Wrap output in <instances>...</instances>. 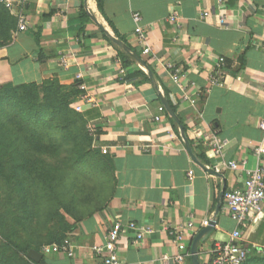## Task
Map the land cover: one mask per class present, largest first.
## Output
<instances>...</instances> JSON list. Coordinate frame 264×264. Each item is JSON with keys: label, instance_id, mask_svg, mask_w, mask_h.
Listing matches in <instances>:
<instances>
[{"label": "crops", "instance_id": "obj_1", "mask_svg": "<svg viewBox=\"0 0 264 264\" xmlns=\"http://www.w3.org/2000/svg\"><path fill=\"white\" fill-rule=\"evenodd\" d=\"M82 5L88 15L83 19ZM133 12L141 15L150 54H142ZM174 12L177 26L169 19ZM116 33L143 59L154 83L132 57L124 65L108 37L119 39ZM7 34L11 40L0 47V88L55 78L65 86L79 81L85 88L77 87L71 106L91 131L98 157L109 162L106 196L75 210L70 220L74 226L65 238L72 255L45 254L43 264H101L94 248L117 220L153 229L140 239L138 230L121 234L117 252L123 264H163V255L190 253L204 228L200 221L208 219L215 220L214 230L197 246L206 264L214 244L228 242L237 227L224 210L222 193L242 186L244 174L227 162L244 161L251 169L259 164L253 149L264 119V0H103V11L96 0H0V35ZM219 56L228 63L224 83L210 85ZM167 64L184 70L180 84ZM197 90L202 96L194 104L183 98ZM160 96L175 106L183 131ZM213 137L225 143L220 155L207 146ZM191 220L194 227L182 241L168 233ZM239 230L249 257H264V202ZM181 264H192L190 255Z\"/></svg>", "mask_w": 264, "mask_h": 264}, {"label": "rangeland", "instance_id": "obj_2", "mask_svg": "<svg viewBox=\"0 0 264 264\" xmlns=\"http://www.w3.org/2000/svg\"><path fill=\"white\" fill-rule=\"evenodd\" d=\"M42 98L40 92L39 106L43 105ZM10 102L14 105L13 100ZM8 104V100L0 101V255L12 264H34L27 258L29 248L41 250L65 238L68 232L63 221L73 220L71 213L75 210L85 211L106 196L102 194L107 176L95 157L99 149L93 145L89 128L70 114L39 116L38 125L44 128L38 129L44 142L40 139L41 145L35 139L27 140L29 152L16 157L14 134L26 131L22 122L32 123V117L24 107L25 114L18 122L14 108ZM69 108L77 112L71 102ZM34 130L27 133H38Z\"/></svg>", "mask_w": 264, "mask_h": 264}, {"label": "built area", "instance_id": "obj_3", "mask_svg": "<svg viewBox=\"0 0 264 264\" xmlns=\"http://www.w3.org/2000/svg\"><path fill=\"white\" fill-rule=\"evenodd\" d=\"M4 1V0H2ZM220 1V0H218ZM208 12H204L203 16H207ZM170 21L174 22L175 25H178L179 16L176 12L170 15ZM132 20L135 22L134 33L139 44L143 46L142 54H150V46L146 42V34L142 26L140 25L141 15L139 12L132 13ZM221 23H224V20L220 19ZM20 30H24L25 26H19ZM228 63L227 58L224 56H219L214 66L212 74L209 76L210 85H222L223 75L226 72ZM168 72L171 74L172 78L177 84H180L185 78L186 74L184 70L179 65L167 64ZM118 73L121 76V79L124 80L126 76V70L123 67L118 69ZM193 84V83H192ZM191 84V85H192ZM79 89H84L85 86L79 85ZM190 87V84H189ZM185 90L186 87H184ZM202 96V91H193L191 94H188L187 91L184 93L183 98L194 104L195 100ZM159 112H163L164 108L160 106L158 108ZM160 115L154 116V121L160 120ZM261 137L258 141L257 146L253 149V155L259 161V164L255 168H246L245 162L231 160L227 162V167L233 170H242L244 174V181L242 186L230 189L224 192V210L228 216L236 222V229L233 230L230 234V239L226 243H216L213 248H211L209 253V261L206 264H243L250 255V250L247 246L242 244L240 240V230L239 227L245 225V223L252 219L255 215L262 211V206L264 202V119L261 120L259 124ZM91 132V131H90ZM209 150L215 154H222L225 143H220L213 137L207 142ZM103 154L107 153L105 148H101ZM189 177L191 178L192 172H188ZM209 223L208 219H202L200 221L201 226L205 227ZM194 227L193 221H189L185 226H176L171 228L168 233L176 240L177 242L182 241L183 236L186 232ZM139 231L136 233V238L140 239L145 234H151L153 229L151 227H143L135 222L123 223L122 221H114L109 227L104 243L102 245L96 246L95 252L101 257V264H123L120 257L118 256V242L120 236L125 231ZM181 248L182 245H179ZM63 252L64 254L71 256L72 255V246L69 242V239L65 238L61 244H51L46 245L41 249V254H50V253H59ZM189 256L190 253L183 254L177 253L173 256L163 255L161 260L163 264H181L185 256Z\"/></svg>", "mask_w": 264, "mask_h": 264}, {"label": "trees", "instance_id": "obj_4", "mask_svg": "<svg viewBox=\"0 0 264 264\" xmlns=\"http://www.w3.org/2000/svg\"><path fill=\"white\" fill-rule=\"evenodd\" d=\"M96 2H97L98 9L100 11H103V0H96ZM80 16H81L80 17L81 19L86 18L88 16L83 5L80 8ZM82 23H83V21H82ZM81 27L83 29V24ZM116 36L120 40L124 41V38L119 36V34L116 33ZM104 37L108 40L107 36L104 35ZM10 40H11L10 34L0 35V47L7 44ZM116 48L119 52V55H120L122 62L124 63V65H126V62L128 63V61L131 60L130 56L127 55L120 48H118V47H116ZM78 84H79V81L76 80L71 85H68V86L61 85L58 82V80L55 78V79L45 80L40 85L31 83V84L20 85V86H12L10 84H7V85H4L3 87L0 88V101H2L3 99L8 100V103H9L8 105L10 107L14 108V116L15 115L18 116L17 117L18 122H21V117H20L21 114H25L24 107L29 108V111L31 113L29 118L32 117V120H31L32 123H29V122L23 123L22 122V124L25 125L26 131L21 132V133L16 134V135L14 134V153L16 154V157L29 152V149H27L25 147V144H27V140L32 139L33 142L35 140H37L36 144L40 143L39 142L40 139H42V142H44L43 141L44 136H43L42 130L38 129V128H44V127L41 125H38V124H41L40 120L42 118L39 116H41L45 113L47 114L48 118H53L54 116L61 115V114L64 116L67 114H70L74 119H75V117H77L78 120L82 124H85L80 113L74 112L71 108H69V104L72 101L73 97L79 93V89L77 88ZM40 92L43 95V98H42L43 105H40L42 108L39 106V104L37 102L38 95ZM10 99L13 100L14 105L11 104ZM171 107L175 111V106L171 105ZM66 125H67V123L64 124V127H66ZM31 129H33V130L36 129L34 131H37L38 133H33V134H36L37 138H35L33 136V134L27 133ZM14 130H15V128H14ZM40 133H42V136H40ZM87 139H88V145H89L90 139L89 138H87ZM34 146H33V151H35V149H36V148H34ZM31 151H32V147H31ZM89 153H90V150L88 152V156L90 158L93 157V154L91 153L89 155ZM96 155H97V153L95 154V157L97 159H99L100 166L105 170L107 165H109V162L106 160H103L100 157H97L98 155L97 156ZM71 217L73 219H75V213H71ZM60 218H61V216H60ZM65 221H63L64 230H65V232H69L73 228L74 223L70 222V220H68V219H66ZM64 239L65 238H60V239L56 240V244H58V245L61 244ZM30 249H33L37 252H41L39 247L38 248L31 247V248H29V250ZM43 257L38 263L34 262V264H43L44 263ZM248 259H247L248 261H245L243 264H264V257L252 256V257H249ZM21 263L23 264L25 262L22 261ZM0 264H12V263H10V261L7 258L0 255ZM15 264H19V262L15 263Z\"/></svg>", "mask_w": 264, "mask_h": 264}, {"label": "water", "instance_id": "obj_5", "mask_svg": "<svg viewBox=\"0 0 264 264\" xmlns=\"http://www.w3.org/2000/svg\"><path fill=\"white\" fill-rule=\"evenodd\" d=\"M108 37L115 45H117L119 48H121L126 54H128L130 57H132L134 60H136L142 66H144L147 70V73H148L150 80L154 83L152 72L150 69H148V67L144 63L143 59L137 53L131 51L130 48L121 40H119L113 36H108ZM160 100H161L162 105L165 107L167 113L173 118V120L177 124H179L181 131H183L180 120L177 117V115L175 114V112L173 111V109L171 108V106L161 96H160ZM184 142H185V147H186L187 151L193 157L188 141L186 139H184ZM222 196H223V193H222ZM214 226H215V220H210L208 225L205 226L192 240L191 248H190V257H191L192 264H201L199 257H198L197 246L200 242H204L208 238V236L213 232ZM27 258L30 259L31 261L35 262V263H38L42 259V254L40 252L33 250V249H30L27 253Z\"/></svg>", "mask_w": 264, "mask_h": 264}]
</instances>
